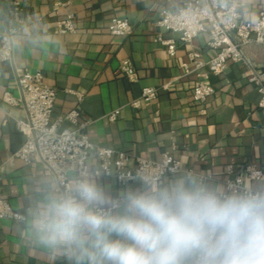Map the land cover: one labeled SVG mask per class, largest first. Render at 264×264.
I'll return each mask as SVG.
<instances>
[{
    "label": "crops",
    "instance_id": "1",
    "mask_svg": "<svg viewBox=\"0 0 264 264\" xmlns=\"http://www.w3.org/2000/svg\"><path fill=\"white\" fill-rule=\"evenodd\" d=\"M11 1L0 0V34L17 26ZM18 1L23 5L24 24L15 38V57L12 62L0 61V196L24 220H0V264H76V258L65 251L54 252L38 243L31 228L33 214L47 194L61 191L42 163L26 165L15 158L24 142L17 122L25 121L26 113L23 107L6 103L3 95L9 92L20 97L16 80L25 70L41 72L56 90L53 121L79 110L81 120L89 122L85 133L90 141L127 153L132 163L138 158L161 161L165 153H171L193 176H204L203 182L225 192L230 169L234 174L247 165L264 169V111L258 107L260 95L255 86L244 77L246 66L230 63L221 75L202 69L216 92L206 103H196L192 94L198 78L186 75L182 65L192 52L207 62L212 55L207 47L209 34L183 44L178 35L158 26L163 11L176 12L189 0ZM259 11H264V0H246L247 19H255ZM68 14L75 17V32L57 33V22ZM113 18L127 19L132 34L112 36L109 24ZM158 37L177 40L173 58L156 41ZM245 54L255 67L264 66L263 46L252 44ZM125 59L132 62L137 82L121 73ZM167 83L170 86L163 88ZM145 87L157 88V98L134 109L131 103ZM72 91L83 93L82 101ZM116 110L119 115L112 122L108 115ZM64 129L75 126L65 122L60 130ZM90 164L97 166L95 159ZM180 176H170L156 187ZM69 178L70 187L75 173ZM89 181L109 202L97 207L116 206L110 211L113 214L124 211L127 194L151 187L139 181L121 185L113 176H92ZM244 185L264 190V179L246 178Z\"/></svg>",
    "mask_w": 264,
    "mask_h": 264
},
{
    "label": "built area",
    "instance_id": "2",
    "mask_svg": "<svg viewBox=\"0 0 264 264\" xmlns=\"http://www.w3.org/2000/svg\"><path fill=\"white\" fill-rule=\"evenodd\" d=\"M10 4L17 26L0 34L2 62L13 61L15 38L19 34L20 26L24 24L21 2L12 0ZM245 9L246 0H189L176 12L165 10L161 13L158 26L178 35L183 44L193 43L203 33L209 34L207 47L212 55L207 62L201 55L192 52L189 61L182 65L186 75L196 74L198 78L192 94L196 103H206L216 92L207 81L208 75L201 72L202 69L207 68L209 73L221 75L230 63H238L246 66L244 77L255 86L260 95L258 107L264 111V66L261 69L255 67L245 54V49L252 44L264 47V11H259L255 19L251 20L245 17ZM56 25V32L59 34L74 33L75 17L68 14ZM132 32V26L127 19L113 18L110 21L109 33L112 36L121 38L131 35ZM156 41L167 48L172 58L175 56L177 40L158 37ZM120 71L129 81L137 82L136 70L129 59L122 60ZM16 84L20 95L18 99L9 92L3 95L6 103L23 107L26 113V120L17 122V129L23 135L24 142L15 158L26 165L42 163L55 179L61 193L69 188L71 173H75V182L89 181L92 176H113L121 185L139 181L151 186L159 185L170 176L195 175L193 171L185 169L171 153H165L161 161L138 158L132 163L129 155L123 151L95 145L85 133L89 122L81 120L77 109L53 121L57 92L45 82L41 72L25 70L17 76ZM169 86L170 83H167L163 88ZM72 93L82 101L83 93ZM156 95L157 88L145 87L140 98L133 101L131 106L134 109L148 106L157 98ZM118 115L119 110H116L108 115V119L114 122ZM65 122L73 124L75 129L60 130ZM92 159L97 162L95 168L90 164ZM229 175L225 181L226 193L254 191L247 188L244 181L246 178L253 182L264 179V169L247 165L238 174L230 169ZM198 178L202 181L206 179L204 176ZM98 208L110 212L116 206ZM4 219L22 221L24 217L15 212L7 199L0 196V220Z\"/></svg>",
    "mask_w": 264,
    "mask_h": 264
},
{
    "label": "clouds",
    "instance_id": "3",
    "mask_svg": "<svg viewBox=\"0 0 264 264\" xmlns=\"http://www.w3.org/2000/svg\"><path fill=\"white\" fill-rule=\"evenodd\" d=\"M107 203L87 180L48 193L36 241L76 264H264V190L226 193L185 174L127 194L122 213L97 207Z\"/></svg>",
    "mask_w": 264,
    "mask_h": 264
}]
</instances>
